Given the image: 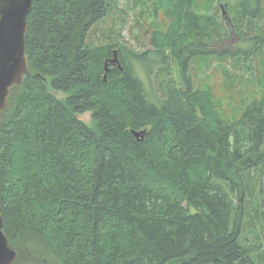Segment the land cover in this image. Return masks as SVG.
<instances>
[{
  "label": "trees",
  "instance_id": "1",
  "mask_svg": "<svg viewBox=\"0 0 264 264\" xmlns=\"http://www.w3.org/2000/svg\"><path fill=\"white\" fill-rule=\"evenodd\" d=\"M144 1L168 25L150 31L153 50L136 51L117 40L86 43L109 7L117 11L113 0H31L28 71L0 115V205L13 264H264V249L255 259L239 240L242 195H232L246 171L264 170V86L226 118L212 87L187 72L191 48L221 37V10L213 1ZM113 50L121 69L108 63L105 74ZM152 53L158 67L168 57L181 65L176 81H161L159 104L132 63ZM141 129L138 140L131 130Z\"/></svg>",
  "mask_w": 264,
  "mask_h": 264
},
{
  "label": "rangeland",
  "instance_id": "2",
  "mask_svg": "<svg viewBox=\"0 0 264 264\" xmlns=\"http://www.w3.org/2000/svg\"><path fill=\"white\" fill-rule=\"evenodd\" d=\"M115 12L108 13L92 25L86 35L88 45L119 41L136 51L153 50L149 36L152 29L165 30L168 21L158 12L152 13L150 4L143 0L141 8L133 7L134 0H113ZM205 7L215 3L221 10L217 14L215 30L221 37H214L207 49L191 48L187 72L196 86L207 83L222 102L221 109L226 118H235L252 99L261 97L264 86V0H200ZM225 4L228 6L225 8ZM222 5V6H221ZM132 9H131V8ZM220 7V8H219ZM225 9V10H224ZM203 50V52H194ZM153 54V53H152ZM154 57L133 61L134 74L140 79L150 102L159 104L163 97L161 81L179 77L181 67L178 59L168 57L158 67ZM150 58L151 65H150ZM197 75V76H196ZM54 92V91H52ZM64 99L65 95L55 92ZM79 118L90 125V113ZM238 190V191H237ZM242 195L240 242L256 259L259 249H264V170L261 165L246 171L239 187L232 194L237 201ZM252 245L253 251L250 249ZM258 249V250H256Z\"/></svg>",
  "mask_w": 264,
  "mask_h": 264
},
{
  "label": "water",
  "instance_id": "3",
  "mask_svg": "<svg viewBox=\"0 0 264 264\" xmlns=\"http://www.w3.org/2000/svg\"><path fill=\"white\" fill-rule=\"evenodd\" d=\"M32 6L31 0H0V115L7 106L10 89L18 85L28 71V57L25 52L24 36L27 31L26 16ZM108 63L121 69L117 50L105 60V74ZM104 74V76H105ZM146 130H131L138 140H143ZM0 205V264H13L16 249L9 244L3 231Z\"/></svg>",
  "mask_w": 264,
  "mask_h": 264
}]
</instances>
